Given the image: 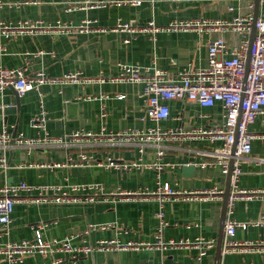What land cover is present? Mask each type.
I'll use <instances>...</instances> for the list:
<instances>
[{"label": "crops", "instance_id": "crops-1", "mask_svg": "<svg viewBox=\"0 0 264 264\" xmlns=\"http://www.w3.org/2000/svg\"><path fill=\"white\" fill-rule=\"evenodd\" d=\"M88 1L113 0H0V22L12 26L25 21L40 22L42 24L39 26L44 27H55L60 22L75 27L83 21L91 20L95 22V28L106 29H112L120 22L131 27H144L153 22L161 28H169L204 19L231 21L237 16L250 13V4L254 6L252 14L255 16L256 6L255 0H158L156 4L145 3L141 7H78ZM259 11L258 18L264 21V1L260 0ZM219 36L233 47L240 44V38L232 32L207 35L179 28L164 29L157 33L156 42L153 40V32L139 33L128 44L124 43L128 37L126 33L113 30L82 33L71 29L68 33L59 34L37 32L4 40L5 50L0 51V66L27 67L29 76L44 72L48 76L72 73L86 78H104L105 82L85 86H43L41 93L44 94V106L49 118L47 132L53 137H62L78 130L99 133L104 129L108 134H120L128 129L146 130L154 127L153 123L142 121L143 86L111 81L119 75L120 64L159 68L171 76L186 68H206L208 41ZM155 47H160L161 52L156 53ZM39 100L38 92L19 98L14 88L0 91V131L6 125L12 134L23 133L28 138L43 136L31 125L40 110ZM70 103L75 104V111L68 107ZM169 105L170 118L159 124L163 130L190 132L194 127H209L223 121L224 109L221 104L203 108L197 104L173 101ZM250 131L264 134V116L250 126ZM211 145L209 141L172 142L168 160L183 164V167L160 174L155 170L125 172L97 166L48 169L41 165L66 163L70 157L77 159L81 152L78 148L49 146L35 147L31 151L16 148L8 153V167L0 168V188L26 182L31 185L66 187L72 184H100L107 193L118 189L155 190L160 175L162 183L182 191L222 190L223 196L215 200L166 202L164 206L167 222L164 241H194L200 237L213 240L215 247L208 251L207 256L200 258L199 250L192 248L155 246L159 200L98 199L95 202L72 204H18L7 235L0 226V245L34 240V226H43L40 230L43 239L60 240L83 233L90 224H113V230L90 233L87 239L92 244L115 239L124 244L144 242L152 247L140 251L99 252L76 263L64 254L50 258L33 255L22 263H11L0 256V264H51L53 259H60V264H215L228 175L223 174L218 167L198 166L204 161H211V158L199 152L211 151L215 147ZM137 150L135 145L112 147L100 144L85 148L84 152L101 161L113 158L133 162L140 158ZM143 158L148 163L154 161L152 148L146 151ZM257 158L264 159V138L260 137L253 141L252 153L242 164V173L237 181L240 189L264 190V163L256 162ZM30 164L35 166L30 167ZM186 168L189 169L184 170ZM231 218L240 223H259L258 226L238 229L234 242H264V199L238 200ZM75 243L80 241L76 240ZM220 264H264V253L254 250L222 252Z\"/></svg>", "mask_w": 264, "mask_h": 264}, {"label": "built area", "instance_id": "built-area-1", "mask_svg": "<svg viewBox=\"0 0 264 264\" xmlns=\"http://www.w3.org/2000/svg\"><path fill=\"white\" fill-rule=\"evenodd\" d=\"M264 1V0H261ZM156 4L158 0H113L88 1L79 5L81 9H94L106 7L135 6L143 4ZM246 15H240L231 21L224 20H196L161 28L150 22L144 27H131L126 23H118L112 29L95 28V22L83 21L80 26L70 27L60 22L55 27L39 26L40 22H21L16 26L0 22V51L5 50L4 40L17 39L21 35L37 34V32L68 33L77 29L82 33L107 32L110 30L126 33L128 37L125 44L136 38L137 34L162 30H192L201 34L225 35L229 32L240 38L238 47L231 46L223 37L219 36L208 41V66L206 68H186L173 76L159 68H140L128 64L119 65V75L111 79L112 82H126L141 84L143 86L144 115L142 121L151 122L154 127L143 129H128L120 134H108L106 130L93 133L78 130L62 137H53L47 132L49 121L48 112L44 106L43 86H85L94 82H105L104 78H86L80 74L67 73L61 76H48L38 72L29 76L27 67L5 68L0 66V91L14 88L19 98L31 92L40 95L38 114L32 119V128L39 130L43 136L28 138L23 133L12 134L5 125L0 131V168L8 167V153L16 148H25L31 151L35 147H64L78 148L81 152L77 159L69 158L66 163H50L41 165L48 169L62 168H88L90 166L103 167L107 170L130 172L132 170H155L159 174L163 171H175L183 164L168 160V150L172 142L177 141H209L215 146L211 151L201 152L211 161L199 163L201 168H220L228 175L231 161H234L232 172V191L228 200V215L225 223V242L223 254L231 251L254 250L264 253V242H234L233 238L238 229L249 226H258L259 223H240L231 218L233 208L238 200L264 199V190H242L237 181L242 173V164L252 153V143L257 138H264V134L250 131V126L264 116V21L254 19L253 4ZM231 10H233L231 8ZM253 28L256 36L251 44ZM155 52H161L155 47ZM177 101L197 104L203 108H213L221 104L224 109L223 121L209 127H194L192 131L163 130L159 124L171 116L169 103ZM105 116V115H104ZM105 144L108 146L135 145L140 158L137 161L127 162L122 159L108 158L101 161L85 153L84 149L90 146ZM152 148L154 161L148 163L144 160L148 149ZM263 162L264 159H255ZM26 165V164H25ZM189 164H186L188 166ZM35 166L30 164V167ZM223 196V191L216 188L202 191H182L175 189L168 183L160 181V175L155 190L140 189L138 191H125L118 189L107 193L100 184H72L59 185H31L26 182L12 183L0 188V226L4 234H8L13 222V214L18 204H72L80 202H95L98 199L121 201L156 199L160 202V211L157 213L159 226L155 233L156 244L159 248L185 247L197 249L200 258L207 256L208 251L215 247V241L197 238L194 241L170 240L164 241V232L167 227L165 220L166 202H192L211 201ZM188 226L187 228H190ZM34 240H23L19 243L8 242L0 245V256L11 263H22L33 255L46 258L57 254H64L76 263L82 258H88L99 252L140 251L152 247L148 243L128 242L119 240H100L95 244L89 242L88 235L96 231H109L115 228L113 224H90L83 233L69 236L64 239L45 240L40 230L43 226H34ZM78 240L80 243H75ZM60 259H53L51 264H60Z\"/></svg>", "mask_w": 264, "mask_h": 264}, {"label": "water", "instance_id": "water-1", "mask_svg": "<svg viewBox=\"0 0 264 264\" xmlns=\"http://www.w3.org/2000/svg\"><path fill=\"white\" fill-rule=\"evenodd\" d=\"M255 16L254 19L257 20L259 17V13H260V0H255ZM256 36V30L255 28H253V32H252V37H251V44L254 41V38ZM69 108H72L75 111V104L70 103L68 104ZM19 108V105L17 106L16 109ZM14 109V108H13ZM6 112L8 111L5 110ZM233 168H234V161H231L230 164V169H229V173H228V183H227V187L226 190L224 192V202H223V207H222V212H221V217H220V224H219V238H218V243H217V249H216V259H215V264H220V258H221V253L223 250V242H224V231H225V223L227 220V215H228V200L229 197L231 195V186H232V172H233ZM189 168H186L184 170H188ZM190 170H193V168H190Z\"/></svg>", "mask_w": 264, "mask_h": 264}]
</instances>
